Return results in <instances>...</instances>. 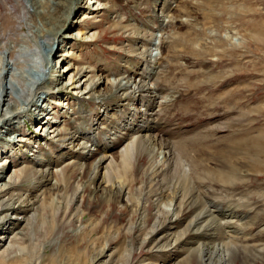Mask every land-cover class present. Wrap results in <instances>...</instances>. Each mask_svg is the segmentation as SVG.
Returning a JSON list of instances; mask_svg holds the SVG:
<instances>
[{
    "label": "rangeland",
    "instance_id": "1",
    "mask_svg": "<svg viewBox=\"0 0 264 264\" xmlns=\"http://www.w3.org/2000/svg\"><path fill=\"white\" fill-rule=\"evenodd\" d=\"M43 1H46L42 4L43 8L48 7V11L53 9L49 7L51 0ZM54 1L59 2V5L51 13L54 16L52 22L60 29L69 11V1L72 0ZM74 1H77L78 5L70 18L73 24L66 23L65 27H70L66 34L80 32V41L68 42L61 39L56 43L55 55L60 54L62 43L65 42L71 57L62 64L72 68L71 74H76L89 66L93 70L91 74L102 83L99 85L97 94L85 93L80 101L72 96L64 97L65 99L59 97L62 102L65 101L69 105L65 108L55 103L59 102L56 98L53 101L55 122L57 120L67 122L66 129L71 134L74 131L76 133L75 123L82 124L83 129L80 130L85 133L91 132L97 124L101 123L102 134H107L109 130L119 131L127 121L138 117L129 111L132 108H139L140 97H137L136 101L127 97L120 98V91L116 90L117 87L112 89L106 82L107 78L127 76L137 80V78L145 77L143 71L147 69V82L152 85L153 82L149 80L150 74L157 71L158 81L154 78L157 87L154 86L155 88L151 91L159 95L162 105L161 108L152 105L154 111L152 126H147V134L152 138L157 135V140L152 145L155 152L154 157L145 155V159L142 158L143 162L141 161L139 166L134 168L133 172L136 171L134 173L137 178L139 176L138 182L143 178L140 170H147L152 160L157 166L162 164L164 151L160 146L162 143H167L173 153L168 170L170 175L167 178L173 180L177 186L181 184V188H186V191L193 188L204 191L203 186L206 187L208 189L206 197L213 202L212 205L207 203L209 208L206 210L213 212L217 217L216 220L207 221L203 217L196 222V225L209 229L202 238H204L203 242L206 241L205 243H210L213 247V264H224L222 259L226 253H228L226 264H264V248H262L264 232H259L264 226V0H171L170 4L163 8L165 16L161 20L158 16L162 8L158 12L156 8L159 6L156 5V0H102L104 6L99 7L101 9L99 13L96 11L92 15L89 9H86L88 0ZM160 1L163 4L165 0ZM84 13H88V19H85ZM82 20H84L82 23H76ZM38 24V18L32 14V7L26 0H0V45L10 46L14 55L21 49L35 48L32 31ZM92 34L94 41L88 42L87 39ZM145 44L151 46V49L155 47V50L149 53L152 56H150L151 63L146 61L149 58L140 55ZM58 61V57L51 59L56 78ZM85 79V74L75 77V81L82 83ZM54 87L53 90L56 89ZM62 93L69 95L68 92ZM102 94L112 96H108L103 101L105 105H95L93 102L97 101V97L102 98ZM121 109L125 110L123 114L119 112ZM50 112L51 110L39 112L36 107H33L21 119L11 122L5 129H0V133L4 131L1 133L3 137L0 139V146L1 149H5L4 155L1 151L4 159H0V166L4 165L2 171L5 176H12L15 168L20 164L24 166L31 164L36 160L37 152L45 156V163L51 164V167L53 165L59 167L63 161L62 157L66 160L80 155L77 147L79 142L69 141L68 148H63L57 142L58 137H55L57 132L51 134L53 143L50 144V149L53 152L48 151L45 137H42L46 134L45 129L38 132L36 130L39 125L37 123L41 122L39 119L43 118L44 121L45 118L50 117ZM92 112L94 114L91 115ZM51 124L54 126L55 123ZM51 124L48 123V126L53 127ZM19 126L23 128L21 137L27 138L23 141L27 145L26 150L21 148L22 152L17 147L13 149L9 146L6 139L12 135H18L14 132ZM122 136L124 139L125 136ZM121 139L113 141L111 145L99 142L92 154L87 153L80 157L79 162L84 164L82 177H78L81 172L75 171L72 167L74 165L72 160V162L70 160L63 162L62 166L71 162L67 171L69 182L67 187L56 185L57 178L53 176V169H50V173L47 172L46 178L44 176L39 178V184L33 190H30L32 189L31 177L23 182V188L31 191L29 200L32 203L41 193L49 198L55 195L59 205H63L64 199L70 195L73 196V186L80 183L84 186L80 198L83 203L80 207L86 212L85 221L96 222L101 217L104 219L100 233L87 234L84 237V243H81V240L74 241L75 230L67 221L58 219L53 221L48 212L43 219L49 233L47 241L55 242L62 238L64 243L59 244L63 245L60 248L65 251L61 258L67 257L63 259L64 262L69 257L72 260L84 262L87 257L93 255L92 248L97 243V252L103 249L104 245L109 244L107 246L109 259H103L109 264H166L167 262L185 264L186 246L173 253L174 255L157 251L158 247H153L151 251L139 249L135 251V258L125 263L124 257L134 245L138 246L139 241H133V237L129 238L127 230L131 223L140 222L139 218L131 217L130 211H126L124 215L120 212L122 206L132 208L131 203L121 197L118 190L108 192L103 181L104 172L103 175L91 179L93 163L104 155L105 148H107V155H113L112 159L116 161L115 176L122 174V166L119 163V150L123 142ZM254 148H260L262 152L254 153ZM197 151H202L203 154ZM193 152L202 155L200 158L203 159L206 169L211 174L217 173L220 178L223 177L220 172L222 168L220 163L223 162V158L213 156L220 153L227 155L233 162L239 161L237 164L239 167L234 166V169L248 174L246 176L250 178L238 184L236 180L239 173H234L235 170L230 171L226 177L228 196L221 194L224 186L220 179L209 177L199 165H195L196 162L192 165L190 178L185 179L178 167V162L180 158L187 162ZM164 177L166 176L153 180L154 183L159 184V188L162 186ZM112 179V181H118L116 178ZM144 180L149 181V179ZM138 182L135 185H139ZM231 182H236V186L231 187ZM168 199L167 194L163 196L164 201ZM109 200L112 204L110 208ZM227 201L235 203L229 204ZM81 202H74L71 208L72 213H75ZM148 205L149 203H145L143 207ZM216 206L221 207V212L215 208ZM35 207L36 205H33L29 209ZM162 207L169 206L164 203ZM194 209H196L195 213L192 214ZM203 209L204 206H196V203L190 202L183 218L203 212ZM229 209L233 216L232 220L239 222L240 230L237 231V227H234L235 233L238 234H235L238 241L233 244L221 233L220 228L225 210ZM207 222L208 227L205 226ZM243 224L245 225L242 227ZM5 228L3 225L0 227V235ZM117 232L121 234L119 238H116ZM136 236V239L143 238L139 232ZM167 241L168 237L164 236L159 247L168 245ZM222 246L227 252L222 253ZM51 250L48 249L44 257L50 256ZM192 263L202 264L197 258L193 259ZM7 264H21V261Z\"/></svg>",
    "mask_w": 264,
    "mask_h": 264
},
{
    "label": "bare ground",
    "instance_id": "2",
    "mask_svg": "<svg viewBox=\"0 0 264 264\" xmlns=\"http://www.w3.org/2000/svg\"><path fill=\"white\" fill-rule=\"evenodd\" d=\"M26 1L29 6L32 7V14H34L39 21V24L34 26L32 31L35 48H24L19 50L17 54L14 55L10 46L3 47L0 45V129H5L11 122L21 119V117L29 113L33 107H36V110L39 112L51 110L49 114L50 117L45 119H50L52 121L51 123L54 122V126L49 123L53 127L48 128L47 123L43 125L44 122H39L37 123L39 125H37L38 128L36 132L42 131L43 128L45 129L46 134H43L42 137H45V144L46 147H48L49 152H53V150L50 149V144L53 143L51 138V134L53 133L57 132L55 137H58L57 142L58 144L60 143L63 148H66L67 145H69V141L79 142L77 143V147L80 151V155L78 157H72L73 159L68 158L66 160L62 157L63 161H61L62 163H65L67 160H72L74 164L72 167H74V170L81 172V175H78V177H82L84 173V164L79 162L81 160L80 157L82 158L83 155L87 153L92 154L96 150L94 148L98 146L97 144H99V142L111 145L113 141H118L123 137L122 135H124L125 138H122L123 142L121 143L122 148L119 150V163L122 166V174L115 176L114 168L117 166L116 161L112 159L113 155H107V148H105L104 155L93 163L91 179L93 180V178L95 179L99 175H103L104 172L105 175L103 177V181L108 189V192L111 193L118 190L121 197L125 198L128 203H131L130 206L132 208L122 206L120 207V212L124 215L126 211H130L132 214L131 217L136 216L139 218L140 222L137 221L131 223L130 228L127 230L129 238L132 239L133 237V241H139L138 246L134 245L124 257L125 263H129L130 260H133L136 255L135 251L139 249L151 251L153 250V247H158L157 251L174 255L173 253H176L180 249H184L186 246V251H184L186 252L184 259L185 264H193L192 261L195 258L199 259L202 264H213V247H211L210 243H205L206 241L203 242L204 238H202L209 229L196 225V222L203 217L207 221L216 220L215 218H217L213 212L206 210V208H209L207 203L210 205L213 204V202L208 200L206 197L208 189L203 186L204 191L199 188L196 190L193 188L186 191V188H181V184H179L180 186H177L175 183V186L174 181L167 178L170 175L168 170L171 164V156L173 155L167 143H162L160 146V148L164 151L161 165H155L156 162L152 160L150 167L147 170H140L143 178L139 182V176L137 178L136 173H134L136 171L133 172V170H135L134 168L138 167L139 163H141L142 158L145 159L146 156L150 155L154 157L155 148L152 145L155 143L154 141L157 140V135L153 136L154 140H152V136L147 134V126H152V117L154 116L152 105L158 108H161L162 105V102L159 101V95L154 91H151L157 87V71L150 74L149 80L153 82L152 85L147 82V69L143 71L145 72V77H141L140 79L137 78V80L127 76L114 77L113 79L110 77L107 78V84H110L112 89L117 87L116 90L118 89V91H120V98L127 97L129 99H135L136 101V98L140 97V104H138L140 105L139 108L136 106L137 108H132L129 111L138 116L137 118L127 121L125 125L120 127L119 131L113 132L112 130H109L107 134H102L103 132H101V129L103 128L101 127L102 123L97 124V126L88 133L80 130L83 129L82 124L75 123L76 133L74 131V135L71 134L69 130L66 129L67 122L65 123L58 120L55 122V117H53V120L51 119L55 114L53 110L54 104L58 103L57 105L59 107L65 108L68 104L65 103V101L62 102L59 97L67 98V96H72L76 97V100L80 101V99H82V95L85 93L88 95L97 94L99 92V85L102 83L100 82V79L98 80L95 78V75L93 76V74H91L93 73V70L89 66L84 67L76 74H71L72 68L65 67V64H62L68 57H71L67 51L68 45H65V42L62 43L60 54L58 56L55 55L56 43L61 39L68 42L71 40L80 41V32L66 34V31L70 27H65L67 22H70L71 24L72 20L70 18L72 17L78 2L74 0L69 1L70 7L65 16L64 25L62 28L58 29L57 26H54V22H52L54 21V16L51 13L54 8H57L59 2L51 0L49 2V7H53V9L48 11V7H42V4L46 3V1ZM102 2V0H88V2H86V9H89L88 11L91 15L96 11L99 13L98 11L101 10L99 7L104 6ZM155 2L156 5L159 6L158 8L155 6L158 12L160 11V8H162V12L160 11V15L158 16V19L161 20L165 16L163 8H165L166 5H169L171 0H165L163 4L160 0H158V2L156 0ZM87 14L84 13L85 19H88ZM83 21L84 20L76 21V23L80 24ZM29 26L31 27L30 24ZM92 36L93 34L90 38L88 37V42L91 40L94 41ZM149 48V45H146L140 55H144V57L149 58ZM55 57L59 58L58 66L56 67V73H58L57 78L54 76L55 72H53L51 62V59ZM156 66H158L157 63ZM151 69L155 70L156 68ZM83 74H85L86 77L83 83L75 81L76 75ZM154 78H156V80ZM64 81H66V83H64ZM53 86H55L54 88L56 89L53 90ZM62 92H68L69 95H65ZM108 96L112 95L102 94V98L98 99L97 97V101L93 103L97 106L105 105L103 101H105ZM53 98H57L59 102L54 103ZM93 110L95 111V109ZM124 111V109L119 110L120 114H123ZM63 113L65 114L66 112ZM92 114H94V112H92L91 115ZM22 130V126H19V128H17L14 132L15 134L17 132L18 135H12L6 138L9 146L13 147V149L17 147L20 152H22L21 148L26 150L27 147V145L23 143V141H26L27 138L21 137L20 135ZM3 132L4 131L1 133ZM1 133L0 139L3 137ZM72 142L70 144H72ZM3 149L4 148L0 150L1 160L4 159L1 156V151L3 152L2 155L5 154V149ZM198 152L203 154L202 151H197V153ZM253 152L259 154L262 151L260 148H254ZM201 154H194L193 152L191 154V158L187 162L180 158L178 167L185 179L188 177L190 178L192 174V165L196 162L195 165H199L209 177L213 176L216 179H220L222 186H224L222 187L221 194L226 196H228L226 193L228 186L226 185L228 184L226 177H228L230 171L235 170L234 173H239L238 179L236 180L237 183H244L249 180L250 177L246 176L248 174H245L244 172H237L238 169H234V166L239 167V165H237L239 164V161L233 162L227 155L220 153L213 156L216 157L217 155L219 158H223V162L220 163V166H222V168H220V172L223 177L220 178L217 173L211 174L206 169L203 159L200 158L202 156ZM44 158L45 156L42 153L37 152L35 161H32L31 164L29 163L25 166L20 164L15 168L14 174L10 177L8 175H4V171H2L4 170V165L0 166V227L2 225L6 227L4 232L0 235V263L7 264L20 260L21 264H109L108 261H103V259H109L107 258V246L109 244L104 245L103 249H100L97 252L98 245L95 243L92 248V251H94L93 255L91 257H87L84 262H82V260L77 261L76 258V260H72L71 257L64 262L63 259L67 257L61 258L65 251L60 248L63 245L60 246L59 244L64 243L62 238L55 242L47 241L49 233L46 230L47 224L43 219L48 212H50L53 221L56 219L64 222L67 221V223L75 230L76 234L73 235L74 241L81 240V243H84V237L87 234L92 235L100 233L104 219L101 217V219L96 222H93V220L85 221L84 218L86 212L80 207L83 203V200L80 198L82 192L84 191V186L82 184L80 185V183L73 186V196L70 195V197L66 198L64 195L66 199H64L63 205H59V203L56 202L55 195L49 198L40 193V195L33 201L34 203L29 200L31 191L29 192V190H25L22 186L23 182L28 179V177H31L32 181V189L30 190H33L35 186H38L39 178L43 176L45 178L47 177V172H49L50 169H53V176L57 178L56 185L58 187H67L69 184L67 171L69 168L68 165H71L72 161L68 165L66 164L62 166L61 163L59 167H56L55 165L51 167V164L48 165L45 163ZM49 158H51V156ZM164 175L166 177H164L162 186L159 188V184L154 183L153 180L154 178ZM112 178H116L118 181H112ZM144 179H149V181ZM210 179L215 181L213 178ZM137 182L139 185H135ZM236 182H231V187L236 186ZM55 187L54 189L57 190ZM166 194L169 196V199L164 201L163 196ZM75 201L82 202L76 208L75 213H72L71 208ZM190 202L196 203V206H204L203 212L183 218V214L186 208L190 205ZM145 203H149V205L143 207ZM164 203L168 204L169 207H162ZM227 203L234 204L235 202L227 201ZM33 205H36V207L34 209H29ZM111 206L112 204L109 200L108 207L110 208ZM215 208L221 212V207L216 206ZM230 208H232V206ZM195 210L196 209H194L192 214L195 213ZM232 219L233 216L231 215V210H225V216L220 224V228L221 233L227 236V239L231 240L230 243L233 244L238 241V238L235 236L236 230L234 227H237L238 231L239 222ZM217 221L215 222L216 225L218 224ZM208 225L209 224L207 222L205 226L208 227ZM244 225L245 224H243L242 227ZM105 229L107 228L105 227ZM138 232L143 235L142 239H136V234ZM259 232H264V226L260 228ZM120 236L121 234L117 232L116 238H119ZM164 236L168 237V245L159 247V243L162 241ZM56 247H58V249H56ZM262 248H264V246ZM48 249L52 250L50 256H46L47 260L45 261L46 257H44V255ZM225 252H227L226 248L222 246V253ZM222 260L224 264L228 262V253L224 254ZM166 264L177 263L167 262Z\"/></svg>",
    "mask_w": 264,
    "mask_h": 264
}]
</instances>
